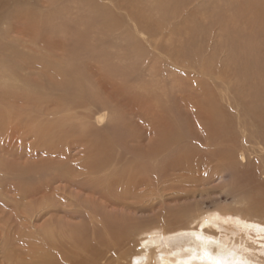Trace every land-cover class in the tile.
<instances>
[{"label":"rangeland","instance_id":"rangeland-1","mask_svg":"<svg viewBox=\"0 0 264 264\" xmlns=\"http://www.w3.org/2000/svg\"><path fill=\"white\" fill-rule=\"evenodd\" d=\"M159 1L82 0L80 13L71 5L70 22L74 25L82 17L87 29L79 27L83 40L75 49L36 50L8 37L0 40L5 65L20 64L11 84L22 89L28 84L41 87L47 95L50 79L28 59L63 54L66 67L78 76L80 72L87 82L91 92L86 96L94 95V99L77 98L67 104V133L60 142L54 141V148L37 143L30 176L0 175V248L10 242L32 243L36 231L51 217L35 216L37 200L45 205L46 198L53 197L49 193L68 197L70 204L80 193L82 199L91 198L89 207L96 211L128 215L136 218L140 230L157 225L165 228L162 232L182 219L218 209L264 208V137L255 140L247 127L243 129L246 144L237 141L231 146H243L247 162L237 155L238 168L229 169L223 158H210L216 149L206 146L203 134L213 113H230L234 100L253 101L245 96H252L249 91L258 86V76L248 78L230 44L235 39L250 40L253 46L257 43L259 52L264 49L263 37L254 38L255 32L264 30V0H163L164 11L158 8ZM14 3L0 0V12L5 14ZM103 12L111 17L108 23L101 20ZM1 21L0 17V37L6 27ZM72 42L71 36L68 43ZM54 111L55 107L48 109V113ZM250 125L256 133L260 131L255 122ZM172 129L185 130V138L170 139ZM65 150L74 157L69 168L80 167L87 157L77 158L85 151L108 159L109 179L119 186L115 193L125 192L121 204L90 194L98 191L79 190L70 181L58 180L54 161L66 166L61 158ZM11 164L21 168L29 162L22 159ZM108 173L78 179L92 182ZM65 186L66 192L58 189ZM35 193H41L42 199ZM65 221L78 225L85 220Z\"/></svg>","mask_w":264,"mask_h":264},{"label":"bare ground","instance_id":"bare-ground-1","mask_svg":"<svg viewBox=\"0 0 264 264\" xmlns=\"http://www.w3.org/2000/svg\"><path fill=\"white\" fill-rule=\"evenodd\" d=\"M14 2L5 14L0 12L1 22L6 25L0 40H7L8 37L11 42L13 40L23 42V46L28 49L33 47L36 50H53L58 47L62 51L66 48L75 49L82 43L83 33L79 27H84L83 18H78V23L74 25L70 22L74 10L71 5H74L75 10L80 13L81 4L78 3L82 0H14ZM163 7L165 9L164 2L160 0L158 3L160 11H164ZM110 19V15L103 12L101 20L108 23ZM261 32H255L254 38L262 36L264 39V30L262 34ZM71 36L73 42L70 44L68 38ZM249 41L235 39L230 47L239 54L237 55L240 59L239 66L250 74L248 78L251 79L252 75L258 76L256 80L258 86L255 90L249 91L252 96H245L253 101L230 100L232 106L231 104L229 106L233 110L230 113L225 111H221V114L213 113L209 125L203 131L206 146L216 149L210 153V158H223L227 161L229 169L238 168V161L235 164L237 155L242 163L247 162L244 147L231 146L237 141L246 144L247 141L242 134L245 132L243 129L247 127L255 140L257 138L261 141L264 137V95H262L264 49L259 52L257 43L253 46ZM31 59L28 60L33 66L40 68L41 71L43 69L46 78L50 79L48 86L50 92L47 95L42 94L41 87H31L28 84L22 89L11 84L18 77L20 64L7 63L9 65L7 67L6 61L0 58L2 70L0 175L2 176H17V174L22 178L30 176L35 170L31 163L37 152V143L42 141L46 146L54 148L56 147L54 141L60 142L64 132L67 133V104L77 98L91 100L94 97L92 93L86 96L88 90L91 92L88 84V88L86 87L87 82L82 81L80 72L78 76L75 71L71 72L66 67L63 54L55 58L37 56ZM23 65L22 63V67ZM52 107H55V111L48 113V109ZM103 119L101 116L99 121L103 122ZM250 121L259 126L257 128L260 129L259 132L256 133L257 130L251 129ZM237 130L241 131L239 136L235 132ZM185 136V130L176 129H172L169 135L170 139L176 142L183 140ZM67 151H63L64 154L61 152L65 158L60 156L67 162L66 166H59L54 161V168H57L56 173L59 174L58 180L66 183L70 181L79 190L98 191L90 194L105 197L114 204H121L125 199V192L115 193L119 190V186L109 179L110 173L107 171L111 168L109 170L108 159L102 158L99 153L92 150L89 154L85 151L77 161L83 160L84 156L87 157L86 160L82 161L80 167L74 169L68 166L72 156ZM101 152L104 154V151ZM53 156L59 157L57 153ZM22 159L29 164L21 168L11 164ZM262 166L264 167V163ZM102 172L103 174L106 172L105 175L108 173L104 179H92V182L78 179L99 175ZM106 177L108 178L105 179ZM58 189H65L64 192L69 190L66 186ZM58 189L56 190L59 191ZM35 194L42 199L41 193ZM49 195L53 197L46 198V204L43 201L45 205L41 203L42 200H37L39 211L35 214L39 218L42 214H50L48 224L42 229L35 230L36 234L31 244L20 241L6 243V248H0V264H264L263 207L218 209L213 214L202 213L185 222L182 219L177 226H169L166 228L167 232H162L165 228L157 225L140 230L136 218L128 215L96 211L89 207L93 204L91 198L82 199L79 197L80 193L76 194V201H73V204L68 203V197H60L58 193H49ZM78 202L80 206H74ZM205 216L207 220L203 218ZM65 218H81L85 221L71 225L65 221ZM194 223L197 224L196 227Z\"/></svg>","mask_w":264,"mask_h":264}]
</instances>
